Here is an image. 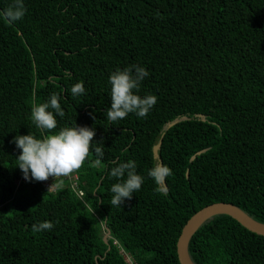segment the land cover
<instances>
[{
  "label": "trees",
  "instance_id": "16d2710c",
  "mask_svg": "<svg viewBox=\"0 0 264 264\" xmlns=\"http://www.w3.org/2000/svg\"><path fill=\"white\" fill-rule=\"evenodd\" d=\"M23 2L24 17L9 23L13 0H0V264H180L183 225L219 201L264 223V0ZM133 65L149 73L136 94L157 103L110 123L109 76ZM81 81L85 93L73 96ZM54 93L65 115L54 112L48 132L31 112ZM75 124L95 129L75 189L65 177L53 190L26 181L14 137ZM129 160L144 182L112 206L122 180L110 171ZM159 160L172 170L162 185L148 175ZM44 221L54 227L33 232ZM187 251L194 264H264V235L218 213Z\"/></svg>",
  "mask_w": 264,
  "mask_h": 264
},
{
  "label": "clouds",
  "instance_id": "9594fccd",
  "mask_svg": "<svg viewBox=\"0 0 264 264\" xmlns=\"http://www.w3.org/2000/svg\"><path fill=\"white\" fill-rule=\"evenodd\" d=\"M25 12L23 0H13V3L4 10L2 15L9 23H12L21 20ZM66 75L71 78L70 73H66ZM148 75L149 73L145 68L135 65L123 70L117 69L110 74L111 106L107 109V120L110 123L114 124L123 120L130 113H135L139 118H144L149 114L158 98L152 94L144 97L136 94L140 90L141 82ZM84 93L85 88L82 81L74 84L71 88L73 96H80ZM60 99V94L54 93L48 102L32 108V120L38 129L48 132L56 129V115L60 117L65 115L59 103ZM50 108L53 111H49ZM94 137V128L76 124L72 127H63L55 134L44 135L42 138H36L30 133L17 135L14 137V143L21 150L17 160L23 178L26 181L41 182L48 187V190H53L55 187L63 186V180L57 181V178H67L70 175L72 179L74 178L75 189L76 175L72 173L83 166L90 153ZM94 151L98 157L96 163L99 164L104 155L103 148L96 147ZM136 169L137 164L134 160L118 163L111 169L110 175L122 180V182H117L111 187V192L114 194L111 198L112 206L121 207L125 200H130L132 195L140 190L144 177L137 174ZM125 173L127 179L123 180ZM148 175L157 185H162L172 175V170L162 162H157L149 170ZM53 227L52 222L44 221L32 225V230L39 233L51 230Z\"/></svg>",
  "mask_w": 264,
  "mask_h": 264
},
{
  "label": "water",
  "instance_id": "95a60500",
  "mask_svg": "<svg viewBox=\"0 0 264 264\" xmlns=\"http://www.w3.org/2000/svg\"><path fill=\"white\" fill-rule=\"evenodd\" d=\"M172 123H169L171 125ZM163 134V133H162ZM160 135L159 140L152 146L153 157L156 159L158 157V150L161 145ZM158 162H161L159 160ZM165 184V183H164ZM218 213L228 214L238 221L242 226L253 231L255 233L264 235V223L259 222L249 216L241 208L234 205L231 202L219 201L207 204L193 213L183 225L181 232L178 236L176 242V251L180 264H194L188 255V242L196 231V229L210 216ZM108 235V232L103 236L105 240Z\"/></svg>",
  "mask_w": 264,
  "mask_h": 264
},
{
  "label": "built area",
  "instance_id": "2783aa9c",
  "mask_svg": "<svg viewBox=\"0 0 264 264\" xmlns=\"http://www.w3.org/2000/svg\"><path fill=\"white\" fill-rule=\"evenodd\" d=\"M67 178H68L69 181H70V185H71L72 187H74V181H73L74 178L72 179V177H70V175L67 176ZM47 184H49V182H47ZM76 192H77L78 195H81V194H82V192H81L80 190H77Z\"/></svg>",
  "mask_w": 264,
  "mask_h": 264
}]
</instances>
